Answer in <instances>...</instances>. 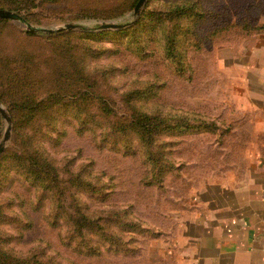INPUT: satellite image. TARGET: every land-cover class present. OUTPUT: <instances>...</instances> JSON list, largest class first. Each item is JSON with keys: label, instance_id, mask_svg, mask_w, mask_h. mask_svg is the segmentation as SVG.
I'll return each mask as SVG.
<instances>
[{"label": "rangeland", "instance_id": "374dc122", "mask_svg": "<svg viewBox=\"0 0 264 264\" xmlns=\"http://www.w3.org/2000/svg\"><path fill=\"white\" fill-rule=\"evenodd\" d=\"M134 1L86 0L97 13L91 16L81 10L83 0L44 2L21 11L33 26L54 30L36 32L52 35L49 40L25 36L20 30L27 29L11 20L0 26V101L12 118L10 140L0 156V187L2 195L15 197L3 228L19 254L31 255L34 247L39 258H49L52 264H190L183 239L185 221L194 210L202 213L204 208L193 202V193L209 178L244 173L246 115L235 105L231 62L252 37L246 35L250 32L244 21L264 23V0H193L204 16L197 23L186 16L178 24L175 20L167 24L164 19L156 27L165 32L161 42L155 41V22L148 13L164 11L180 0H148L134 31L97 29L105 22L131 20ZM122 8L128 9L117 14ZM75 12L82 14L77 17ZM66 23L83 27L56 30ZM167 29H181L178 55L170 60L163 52L167 54ZM59 44L73 45V54L67 55L63 47L51 49ZM40 56L46 63L35 61ZM79 64L85 66L87 75L99 77V87L112 99L118 116L130 113L123 101L125 92L139 90L138 106L166 117L154 145L142 144L133 132L121 136L128 138V144L121 139H116L117 144L105 141L108 136L101 134L104 122H96L100 117L95 103H82L77 101L80 94L70 97L58 89L61 72ZM29 69L36 71L39 84L29 81L27 85L24 79ZM74 81L73 88L78 85ZM50 96L59 103L35 112L31 120L36 123L20 121L27 113L23 101L33 103ZM212 121L215 127L209 125ZM6 126L0 113V139ZM79 127L87 130L81 133ZM36 147L44 149L61 172V184L47 194L46 189L31 187L22 166L9 159L10 154L17 159L18 154L34 153ZM158 150H172L168 157L181 169L165 173L164 181L148 186L145 181L152 172L147 168L156 166L150 165L148 153L154 158ZM82 179L94 181L95 188L80 183ZM94 189L99 191L93 194ZM59 195L63 202L56 201ZM74 195L82 197L84 208L89 206L99 226L89 223L78 228L74 220L70 222L82 207ZM58 212L60 225L53 227L51 220Z\"/></svg>", "mask_w": 264, "mask_h": 264}, {"label": "trees", "instance_id": "16d2710c", "mask_svg": "<svg viewBox=\"0 0 264 264\" xmlns=\"http://www.w3.org/2000/svg\"><path fill=\"white\" fill-rule=\"evenodd\" d=\"M59 0H0V8H6L10 9L13 11H16L20 13L21 11H29L31 9L39 7L42 3L44 2H58ZM84 5L82 6L81 10H84V14L87 16L91 15H96V11L91 9L90 5H86L85 1ZM138 0H135L132 4V6L136 5ZM128 8H122L121 11H118L117 14H123L126 12ZM195 10V11H194ZM81 12V11H80ZM74 13V15H77V17H80L82 13ZM184 16H186V19H189L190 21L197 23L200 21L201 17L204 16L203 13L199 9V5L197 1L193 0H180V1H175L174 3H171L166 9L163 10H155V11H149L148 17L150 20L155 22V29L154 33L157 34L155 35V41L156 42H161L163 37L165 36V32H161L157 30V26L160 22L166 21L168 24L167 20H175L178 23H184V22H179ZM9 19H0V26L3 24H6ZM131 20H128L129 22ZM141 22L140 20H136L132 25L123 28L127 30L133 29V31L138 27L139 23ZM244 28L249 30L247 36L254 35V34H264V23H250L248 21H244L243 24ZM119 29V30H123ZM20 32H23L25 36H35V37H46L47 39L50 38L52 35H48L47 33H36V32H31L28 30H20ZM181 32V29L179 32H176V30L170 31L167 29V36L166 39L168 41L167 44V54L163 50L165 57L167 59L169 58H176L177 57V35ZM61 33V32H60ZM59 34V33H58ZM49 40V39H48ZM72 41V40H71ZM70 41V44L72 42ZM145 41V37H143L142 45L143 42ZM69 42H66V44ZM54 48H51L54 50L56 47L60 48L65 46L63 44L59 45H52ZM73 45L70 47H66L63 52L67 53V55H72L73 54ZM138 49L140 47H137L135 50V53H137ZM60 50V49H59ZM120 49L117 50L119 52ZM36 58L35 56H33ZM69 57V56H68ZM39 60H35L38 63H46V60L44 57H38ZM170 60V59H169ZM75 61L72 60L71 63H74ZM66 65H69L68 63ZM70 66V65H69ZM179 71V69H176ZM34 73L36 71H32V69L28 70V75L26 77V83L27 85L29 84V81H33V84L37 85L40 82V79H38ZM106 72H102L101 74H104ZM62 75V81H61V87H58L59 90H63V92L66 95H77L80 94L79 98L77 101H82V103H95V108L98 110L99 117L100 119H97L96 122L100 123L102 120L104 122L103 125V130L101 132L102 135L108 136L105 138V141L107 142H112L114 144H117L116 139H121L122 142L125 144L129 143L128 138L127 139H122L121 136H125L127 132H133L138 136L140 140H142V144H147L148 146L154 145L156 142V135L159 134V129L162 123L166 120V117H162L161 114H152L151 112H145L143 111L138 104L135 102L137 100V90L133 91H128L125 92L126 96H123V101L126 102L127 108L130 110V113H127L129 111H126L124 116H118V112L116 111L113 103H111V98L108 97L107 94H104L102 90L99 87V77H91L90 75H87V69H85V66L82 64H79L77 68H72L71 70L66 69L61 72ZM92 78V81H88L89 78ZM74 80L78 81V85L73 88L71 85ZM76 82V81H74ZM77 84V82H76ZM77 88V89H76ZM76 90V91H73ZM124 94V93H123ZM136 96V97H135ZM60 97V95H59ZM53 98V99H52ZM57 98L55 96H50L49 99H44L41 101H23V106L27 110V113H25V120L21 119L20 121H24L26 123H36L38 120H31V118L36 114L35 112L44 110V109H51L55 104H58V100L55 101ZM129 118V120H128ZM87 118H83V122L86 121ZM187 120V119H184ZM205 123V120H203ZM209 124L212 127H215V122L212 121ZM206 124V123H205ZM40 128H38L39 130ZM188 131V127L185 128ZM79 130L81 133L85 132L87 129H81L79 127ZM216 131L217 129L213 128L212 131ZM236 130V129H235ZM231 131L230 129H226L225 132ZM238 132V131H237ZM234 134V133H233ZM171 135V133H170ZM235 136L236 131H235ZM26 143V142H25ZM27 144V143H26ZM36 152H39L37 154ZM151 152V151H150ZM153 152V151H152ZM162 151L158 150L159 155L157 156L155 153L154 156L157 157H152L151 153H148V159L151 160L150 165H156L152 167V169L147 168L149 171L148 173L152 172L151 177L148 178L145 181V184L148 186L150 185H155L161 180H163L167 173H172L175 169L178 171L181 169V166H178L171 162V160L168 157V154L172 152V150L168 152L161 153ZM27 152L25 154H18V158L15 159V155L10 154L9 159L16 162L18 165L22 166V169L28 175L27 177V182L31 187H36L38 190H45L44 193H49L52 191L56 186L59 187L61 184V178L59 175L61 174L60 170L58 169V166L55 164V160L51 159L49 155L44 154V149L40 147H36L34 153ZM153 158V159H152ZM163 159L165 160V163L163 162ZM9 160V161H10ZM163 162V166L160 167V164ZM14 165V164H13ZM149 164H146L148 166ZM166 173V174H165ZM104 175V174H103ZM100 176V175H99ZM82 178V177H81ZM113 176H111V180L113 182ZM101 177H98L97 180L100 181ZM64 181V180H63ZM164 181V180H163ZM80 183L87 184V185H93L95 184L94 181L92 180H85L82 179L81 181L79 180ZM104 183V182H103ZM96 185V184H95ZM94 186V185H93ZM102 187H105L103 184ZM95 188V186H94ZM99 189H94L93 194L97 193ZM109 192V191H108ZM3 193V186L0 187V264H52L51 260L49 258L44 261V259L39 258V255L34 247L31 248V255L29 254H19L18 251H15L11 246H10V239L11 235L9 232H7L3 228V224L6 222L7 216H8V211H10V208L12 207L14 203L15 197L11 198L9 196L2 195ZM58 193H64L62 189H58ZM106 192H103L105 194ZM18 196V195H16ZM65 196V195H64ZM99 196H101L99 194ZM22 200L24 201L25 198L22 197ZM73 200H79L80 204L82 207H80V215L78 217H73L74 224L79 226H86L89 223L91 225L99 226L97 218L91 217V212L89 211V206L84 208V203H82V197L80 195H74ZM56 201H61L63 202V199L60 197L56 198ZM115 214H118L116 212ZM58 215L59 212L56 215V218L51 220V225L53 227H58L60 223L58 222ZM12 218V217H11ZM111 218V217H109ZM80 230H83L82 228ZM81 237H84L82 235Z\"/></svg>", "mask_w": 264, "mask_h": 264}, {"label": "crops", "instance_id": "0c3cea01", "mask_svg": "<svg viewBox=\"0 0 264 264\" xmlns=\"http://www.w3.org/2000/svg\"><path fill=\"white\" fill-rule=\"evenodd\" d=\"M233 60L247 162L240 177L209 178L193 193L204 208L185 221L190 264H264V34L252 35Z\"/></svg>", "mask_w": 264, "mask_h": 264}, {"label": "water", "instance_id": "95a60500", "mask_svg": "<svg viewBox=\"0 0 264 264\" xmlns=\"http://www.w3.org/2000/svg\"><path fill=\"white\" fill-rule=\"evenodd\" d=\"M147 2L148 0H138V2L136 3L134 7L133 17L131 21L124 22V23L105 22V23H102L97 29L119 30V29H123V28H126L132 25L140 17L141 12ZM0 19H9L16 23H19L22 27H25L28 31H31V32H52L54 31L52 28H38L36 26H33L23 15H21L20 13L16 11L6 9V8H0ZM81 27H83L81 23H66L63 26L56 28V30L62 31V30H68V29H77ZM0 113L2 114L5 121L7 122V126L3 134V137L0 139V156H1L4 150L6 149L7 144L10 140L11 128H12V118L8 110L2 105L1 101H0Z\"/></svg>", "mask_w": 264, "mask_h": 264}]
</instances>
